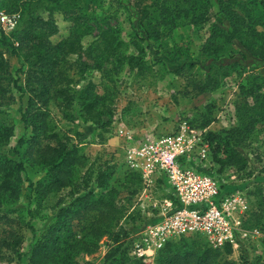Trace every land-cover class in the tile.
Here are the masks:
<instances>
[{
    "label": "rangeland",
    "instance_id": "rangeland-1",
    "mask_svg": "<svg viewBox=\"0 0 264 264\" xmlns=\"http://www.w3.org/2000/svg\"><path fill=\"white\" fill-rule=\"evenodd\" d=\"M135 1L71 0L64 18L62 15L57 18L58 33L52 40L60 39L64 32L70 30V17L79 16V24L85 29L82 37L84 47L93 41L99 30L107 27L117 29L120 37L129 45L134 32L140 30L137 23L140 10L135 9ZM143 1L153 2L154 6L150 7V16L143 22L142 28L151 35L156 30L163 32L159 40L149 39L143 43L147 69L138 74L125 63L117 64L114 58H109L96 69L93 67L96 61L94 57L84 52L74 54L70 59H81L83 64L68 70L67 67L62 68L63 73L73 80L71 88L74 99L69 107L61 106V99L54 96L57 86L51 85L45 91L44 84L33 82L35 76L30 77L32 59L27 49L13 54L0 45L3 60L0 69V128L12 130L7 139H0V156L15 162L22 160L25 167L17 181L18 194L0 198V218L5 213L16 219L13 226L23 236V243L19 247L23 253L20 264L27 263V254L35 239L47 233L56 223L58 211L66 208L77 192L89 190V186L84 184V176L87 177L86 172L92 164L107 162L112 167L111 185L116 192L113 202L120 212L115 231L130 221L132 215L137 226L142 225L143 220H146L143 225L152 221V204L161 205L164 199L171 198L169 186L159 178L143 192L145 186L140 172L132 170L125 162L127 144L119 133L120 128L131 130L139 139L148 133L170 134L185 120L202 131L201 137L208 142L207 132L226 136L229 129L246 119L247 110L252 115L259 112L255 91L252 93V90L258 85L264 87V64L251 59L241 60L238 51L245 49L238 43L223 49L214 46L212 51L204 49L210 35L211 17L205 22L193 23L189 18L176 16L172 9L173 0ZM235 6L258 32L264 33V0H235ZM1 13L7 14L2 0ZM8 15L15 16L17 25L18 13ZM15 27L11 29L0 23V33L9 35ZM14 45L18 43L14 42ZM131 50L129 45L126 52ZM176 69L180 71L176 72ZM89 82L94 84L95 94L102 95V102L110 108L107 115L110 123L106 127L87 120L91 114L83 111L81 91ZM199 82L208 86L201 93L194 88ZM38 92L47 93L40 96ZM35 95V100L47 101L43 111L47 112L50 128L68 136L70 143L76 145L78 152L85 157V164L76 167L74 172V182L78 185L73 191L70 188L57 192L45 191L47 168L30 165L23 155L28 143L17 144L19 137L28 140L34 135V125L26 127L21 114L29 97ZM243 135L244 139L237 149L247 158L245 169L238 170L229 165L220 167L214 162L212 171L221 183V199L233 205V221L246 236H239L237 246L230 248V251L210 246L197 234L174 238L170 241L171 246L192 248L202 244L217 249L222 264H264V121L256 124L251 135L248 136V132ZM198 152L197 147L190 151L192 168L206 163L203 161L200 164ZM242 205L246 208L243 209ZM2 221L1 218L0 230ZM29 225L34 227V233ZM84 225V222L73 221L70 228L64 231V238L85 236ZM112 239V234L105 235L94 252L74 254L72 264H108L105 256L116 245ZM160 250L152 252L153 257L147 261H142L157 264ZM128 252L133 256L130 249ZM0 264H17L16 253L5 251Z\"/></svg>",
    "mask_w": 264,
    "mask_h": 264
},
{
    "label": "trees",
    "instance_id": "trees-1",
    "mask_svg": "<svg viewBox=\"0 0 264 264\" xmlns=\"http://www.w3.org/2000/svg\"><path fill=\"white\" fill-rule=\"evenodd\" d=\"M70 1L2 0L4 11L7 14L18 13L19 21L9 35L0 33V45L7 47L11 53L18 54L23 48L27 49L32 59L33 70L30 77L35 76L33 82L44 84L45 91H48L47 88L51 85L57 86L54 89V96L61 99L60 105L64 107L71 106L74 94L71 88L73 80L63 73L62 68L67 67L68 70L83 64L81 59L71 60L74 54L84 52L87 56L94 57L96 61L93 67L96 69H99L109 58H114L117 64L125 63L139 74L148 67L143 43L149 39L159 40L163 35V32L159 31L160 34L157 30L151 35V32L142 28L143 22L150 16L153 2L134 0L135 9L140 10L137 20L140 30H136L131 37L129 45L132 50L129 53L126 52L129 45L120 37L119 31L110 27L99 30L93 41L84 47L82 37L85 29L79 24V16L70 17V30L64 32V36L60 39L52 40V37L58 33L57 18L61 15L64 18ZM172 9L176 16L189 18L193 23L205 22L212 18L210 35L204 49L212 51L214 46L223 49L238 43L245 49L238 51L241 60L251 59L264 64V33L258 32L245 16L238 12L235 0H173ZM219 37L222 40H216ZM14 42L18 45H14ZM2 62L0 56V69ZM238 62L240 63V60ZM179 69L175 71L178 72ZM207 87L200 82L194 86L198 93L203 92ZM254 91L258 102V114L252 115L247 110L246 119L238 126L229 129L226 136L214 132L206 133L209 143L208 171L211 172L214 162L220 167L229 165L238 170H243L247 166L246 156L241 154L237 147L244 139L243 134L248 132V136L251 135L256 124L264 121V87L258 85L252 93ZM45 93L47 92H38V95L43 96ZM35 97L37 96L29 97L27 106L21 114L26 127L34 125V135L28 140L19 137L17 144L21 146L28 143L23 155L30 165L47 168L48 180L45 191L57 192L67 188L73 191L78 185L74 182V172L76 167L85 164V157L78 152L76 145L70 143L68 136L50 128L47 112L43 111L47 101L40 99L37 101ZM80 99H82L83 111L91 114L87 120L100 127L109 125L110 120L107 119V115L110 114V108L102 102L104 100L102 95L95 94L92 82L81 91ZM11 131L0 128V139H7ZM92 165L86 172L88 178L85 175V183L83 182L89 186L87 188L89 190L77 192V196H74L68 206L58 211L56 223L31 245L26 264H72L74 254L94 252L99 240L109 234L113 235L112 240L116 245L106 254L104 259L106 263L145 264L141 258L129 254L128 236L139 230L146 220H143L142 225L137 226L136 222L134 223L135 216L132 215L133 219L131 216L130 221L120 226L117 231L114 230L120 212L113 202L116 192L111 185L112 167L107 162ZM21 171H25L22 160L15 162L6 156H0L1 199L4 195L14 197L18 194L17 181ZM213 173L215 174L214 171ZM1 218L3 227L0 230V260L4 258L5 251L12 250L16 253L17 264H20L23 253L19 251V247L23 243V236L13 226L16 219L5 213L1 214ZM73 221L85 223L83 229L86 235L78 239L64 238V231L70 228ZM29 229L35 232L33 226L29 225ZM170 241L159 251L157 264H222L217 249L202 244H196L192 248H186L185 245L173 247ZM223 248L230 251L232 247L225 245Z\"/></svg>",
    "mask_w": 264,
    "mask_h": 264
},
{
    "label": "built area",
    "instance_id": "built-area-1",
    "mask_svg": "<svg viewBox=\"0 0 264 264\" xmlns=\"http://www.w3.org/2000/svg\"><path fill=\"white\" fill-rule=\"evenodd\" d=\"M0 23L12 29L16 25L15 16L1 13ZM119 133L128 141L125 162L140 172L143 192L159 178L167 183L172 196L161 205L153 203L152 221L128 237L133 256L147 261L153 257L152 252L184 235L197 234L214 248L236 247L238 237L246 236L233 221V205L221 199L219 179L212 170L208 171L209 144L201 137L202 131L184 120L170 134L148 133L136 139L129 129L120 128ZM196 147L200 164L206 162L200 165L203 169L192 168L190 163V151Z\"/></svg>",
    "mask_w": 264,
    "mask_h": 264
},
{
    "label": "crops",
    "instance_id": "crops-1",
    "mask_svg": "<svg viewBox=\"0 0 264 264\" xmlns=\"http://www.w3.org/2000/svg\"><path fill=\"white\" fill-rule=\"evenodd\" d=\"M140 138H141V137H140ZM124 140H125V139H124ZM126 144L128 145V141H126ZM127 145H126V146H127Z\"/></svg>",
    "mask_w": 264,
    "mask_h": 264
}]
</instances>
